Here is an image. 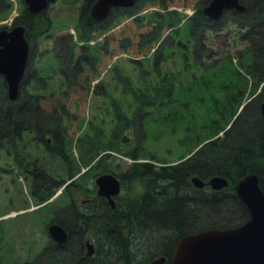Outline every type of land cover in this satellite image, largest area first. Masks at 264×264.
<instances>
[{
	"label": "rangeland",
	"instance_id": "374dc122",
	"mask_svg": "<svg viewBox=\"0 0 264 264\" xmlns=\"http://www.w3.org/2000/svg\"><path fill=\"white\" fill-rule=\"evenodd\" d=\"M205 1L137 0L132 7L118 9L117 16L97 22V29L80 30L77 24L83 0L49 4L33 54L30 47L28 65L38 74L51 76L45 82L48 97L51 91L53 98L66 102L68 113L62 130L73 145L68 162L51 155L41 137L25 131L22 145L32 173L19 168L12 155L0 149L1 264H41L43 255L50 251L74 255L81 262L87 247L81 253L79 248L86 238L63 250L56 247L47 225L73 203L95 195L98 172L92 168L98 161L103 164L101 171L112 170L119 177L135 162L176 163L210 136H225V130L235 127L256 100L261 101L257 113L264 123V81L253 76L259 70L251 50L253 42L241 38L243 29L228 19L231 10L218 20L211 19L212 28L204 29L202 40L198 39L202 26L195 28L196 36L189 29L191 16L203 12ZM8 2V8L0 5V20H6V14L13 11L14 0ZM15 2L20 14L26 3ZM173 10L182 14H172ZM16 16L10 23H0V29L12 28ZM90 29L88 41L79 38L81 32L89 34ZM183 42L186 45L179 47ZM40 88L37 93H41ZM28 89L34 92L38 88L31 81ZM250 120L246 113L241 123L247 126ZM79 138L96 142L97 154L89 163L80 156L76 146ZM110 144L116 149H109ZM136 148L137 159L132 156ZM72 169L77 172L71 179L68 175ZM41 170L57 180L66 178V183L73 180L75 185L67 192L61 186L51 198L39 202L33 195L40 185L34 173ZM131 189L139 193L143 186L128 183L123 187L124 192ZM59 198H63L60 203ZM87 206L82 204L80 209ZM233 216L238 213H231ZM95 248L97 252L96 243Z\"/></svg>",
	"mask_w": 264,
	"mask_h": 264
},
{
	"label": "trees",
	"instance_id": "16d2710c",
	"mask_svg": "<svg viewBox=\"0 0 264 264\" xmlns=\"http://www.w3.org/2000/svg\"><path fill=\"white\" fill-rule=\"evenodd\" d=\"M94 1L83 0L77 24L79 30L91 26L97 29V21L90 15ZM241 1L246 5V10H233L228 19L243 29L241 38L253 42L251 50H254V64L259 66L253 76L259 81H264V0ZM0 5H5L4 8L10 7L8 0H0ZM118 9H113L110 15L117 16ZM226 12L229 13V10ZM45 13L46 10L37 15L32 14L26 5L23 12L13 21L12 26H26L32 54L35 38L42 32L40 23ZM171 13L182 14L176 10ZM191 19L190 31L196 36L195 28L202 26L203 32L199 34L198 39H204V29L212 28V20L204 16L203 12L195 13ZM196 21L199 23L196 24ZM79 38L88 41L91 38V29L89 34L81 32ZM185 45L183 42L179 47ZM197 45L199 47V44ZM163 52H159L158 59ZM70 54L68 53L69 57ZM184 57L187 58V55L184 54ZM80 58L85 60L86 56L82 55ZM32 69L29 64L16 100L9 98L7 82L0 74V149L11 154L16 165L29 173H32V170L28 171L29 162L27 160L25 163V146L22 145L25 131L34 132L41 137L51 155L68 162L73 145V140L62 130L63 118L68 113L66 102L53 98L54 93L51 91L48 97L45 82L51 79V76L47 78ZM31 81H34L35 87L38 88L34 92L28 89ZM40 87L42 91L37 93ZM45 102L46 106H51L46 107ZM260 102L256 100L246 108L245 112L251 117L247 126L245 122L241 123L246 117L245 113L235 127L225 130V136H210L192 155L178 163L159 165L149 161L135 162L121 175V181L124 188L128 183L142 184L143 191L141 194L134 189L125 191V202L117 204L113 210L109 204L106 208L101 204L102 207L97 208L95 212L92 210L75 213L73 206L62 210L60 216L54 219L66 227L70 239L67 244L56 247L65 250L71 243L78 245L80 239L82 241L90 236L98 246V257L88 258L90 264H149L155 257L172 256L179 238L185 233L210 227L226 228L245 222L249 211L237 196L233 185L243 175L254 172L260 176L264 188V123L262 124V119L257 113ZM76 146L85 163H89L97 154L95 140L79 138ZM108 147L116 149L115 145L110 144ZM134 151L133 158H139V149ZM102 166L101 161H98L92 169L101 170ZM73 170L68 175L71 179L77 172ZM34 174L40 185L35 188L33 195L39 202L51 198L64 184L63 192L69 191L70 187L75 185L73 180L66 183L64 177L57 180L45 170ZM115 174L117 175L116 172ZM193 175H199L205 180L213 175H222L228 178L229 186L222 190L209 187L199 189L191 182ZM61 201L63 198L57 200L58 203ZM234 212L238 213L236 218L231 217ZM99 257H103L102 260L95 259ZM43 258L41 264H54L59 260L61 264L87 263L84 259H81L80 263L77 262L74 255L68 257L62 253L54 254L52 251L46 252ZM166 264L171 263L167 261Z\"/></svg>",
	"mask_w": 264,
	"mask_h": 264
},
{
	"label": "water",
	"instance_id": "95a60500",
	"mask_svg": "<svg viewBox=\"0 0 264 264\" xmlns=\"http://www.w3.org/2000/svg\"><path fill=\"white\" fill-rule=\"evenodd\" d=\"M55 0H24L32 14H40ZM137 0H96L91 7V17L96 21L106 19L113 8L131 7ZM242 12L246 5L241 0H211L203 9L206 17L218 20L227 10ZM26 26L18 24L12 28L0 29V74L8 85V96L16 100L26 73L30 58V43ZM264 116V101L261 104ZM264 145V142H263ZM197 187L206 183L199 176H193ZM209 185L216 190L228 186V179L214 175ZM98 194L106 195L114 206L112 195L121 190V181L113 173L106 172L96 178ZM240 199L247 205L250 218L235 228H208L182 236L172 257L173 264H264V189L257 173H248L235 184ZM52 239L60 244L68 241L66 228L53 222L48 227ZM88 243L87 254L92 255L94 244ZM165 256L155 259L152 264H163Z\"/></svg>",
	"mask_w": 264,
	"mask_h": 264
},
{
	"label": "flooded vegetation",
	"instance_id": "af4514ba",
	"mask_svg": "<svg viewBox=\"0 0 264 264\" xmlns=\"http://www.w3.org/2000/svg\"><path fill=\"white\" fill-rule=\"evenodd\" d=\"M96 1V0H95ZM94 1V2H95ZM211 0H208L207 1V3L206 4H208L209 2H210ZM93 5V4H92ZM92 5H91V7H92ZM132 7V6H131ZM118 8H121V7H117V8H113V9H118ZM112 9V10H113ZM203 9H204V7H203ZM112 10H111V12H112ZM228 11V10H227ZM231 11H233V9L231 10ZM234 11H236V10H234ZM90 12H91V8H90ZM204 13V12H203ZM226 13V12H225ZM224 13V14H225ZM208 19H210V18H208ZM213 20V19H212ZM264 142V141H263ZM196 151V150H195ZM195 151H193L190 155H192ZM190 155H185L183 158H181L179 161H181V160H183V159H186V158H188ZM179 161H177L176 163H178ZM145 162H147V161H145ZM149 162H151V161H149ZM170 164H175V163H170ZM95 170H97V176L98 175H100V174H103V173H106V172H110L108 169L107 170H100V169H95ZM110 173H113V172H110ZM251 173H254V172H251ZM114 174V173H113ZM248 174V173H247ZM246 175V174H245ZM97 176L95 177V181H96V178H97ZM193 176H196V175H193ZM192 176V177H193ZM197 176H199V175H197ZM214 176V175H213ZM244 176V175H243ZM242 176V177H243ZM119 179H120V181H121V178L119 177V176H117ZM192 177H191V182H192ZM200 177V176H199ZM212 177V176H211ZM210 177V178H211ZM260 177V176H259ZM202 178V177H201ZM209 178V179H210ZM227 178V177H226ZM241 178V177H240ZM239 178V179H240ZM204 181H205V185L203 186V187H201V188H205V187H209V188H211V189H213L210 185H209V183H208V181H209V179H207V180H205L204 178H202ZM228 179V178H227ZM238 179V180H239ZM237 180V181H238ZM237 181H236V183H237ZM260 181H261V178H260ZM235 183V184H236ZM192 184H193V186H195L194 185V183L192 182ZM235 184L233 185V188H234V190H235V192H236V194H237V191H236V189H235ZM261 185H262V183H261ZM228 186H229V180H228ZM228 186H226V187H228ZM123 187H124V185L122 184V181H121V190H120V192L117 194V195H112V198L115 200V204H114V206H112V204H111V202H110V200H109V197L108 196H106V195H100V194H98V186H97V184H96V182H95V188H94V191H95V195H93L92 197H90V198H85V199H83L81 202H78V204H72L73 205V209H74V212L75 213H77V212H79V213H85V212H89V211H92V210H94V212L96 211V209L97 208H100V207H104V208H106L107 207V204H109V207L111 208V210H113V208H115L116 206H117V204H120V203H123L122 201H123V199H122V197L124 196V191H123ZM196 188H199V189H201L200 187H197V186H195ZM226 187H224V188H226ZM262 188H263V186H262ZM223 189V188H222ZM222 189H220V190H222ZM264 189V188H263ZM213 190H216V189H213ZM142 191L143 190H141L140 192H139V194H141L142 193ZM237 196L239 197V195L237 194ZM239 199H240V197H239ZM125 198H124V202H125ZM241 200V199H240ZM242 201V200H241ZM243 202V201H242ZM244 203V202H243ZM82 204L83 205H88L87 207H86V209L85 210H81L80 209V207H82ZM101 204H103L102 206H101ZM245 204V203H244ZM246 205V204H245ZM246 207H247V205H246ZM248 208V207H247ZM248 211H249V209H248ZM250 218V211H249V216H248V218L246 219V221L248 220ZM245 221V222H246ZM53 222H57V223H59L58 221H56L54 218H52L51 219V221L48 223V225H47V228L49 227V225L51 224V223H53ZM245 222H243V223H241V224H239V225H234V226H231V227H226V228H217V227H210V228H217V229H227V228H235V227H238V226H240V225H242V224H244ZM59 224H61V223H59ZM62 225V224H61ZM64 226V225H63ZM65 227V226H64ZM66 228V227H65ZM206 229H208V228H206ZM67 230V229H66ZM202 230H205V229H202ZM202 230H199V231H202ZM68 231V230H67ZM199 231H196V232H199ZM196 232H189V233H185V234H183L182 236H184V235H186V234H190V233H196ZM48 234H49V236L51 237V235H50V233H49V231H48ZM68 235H69V237H68V241H69V239H70V233L68 232ZM181 236V237H182ZM180 237V238H181ZM180 238H179V240H180ZM53 240V239H52ZM179 240H178V242H177V244H176V247H175V250H176V248H177V246H178V243H179ZM68 241H67V243H68ZM88 241H90L91 243H93L94 244V252H93V254L92 255H88L87 254V250H88V248H87V250H86V252H85V254L84 255H82L81 256V259H84L85 261L87 260V263H89V260H88V258H93V257H96V254L98 253V252H95V250H96V248H95V241H94V238H92V237H90V236H88V237H86V239H85V245H81V247L79 248V253H81V251H83V249H84V247H88ZM55 242V241H54ZM67 243H65V244H67ZM55 244L56 245H59V246H61V245H65V244H60V243H57V242H55ZM56 248V247H55ZM54 248V249H55ZM175 250H174V252H175ZM174 252H173V254H172V256H166V255H162V256H165L166 257V261L163 263V264H166L167 263V261H170V263L171 264H173V262H172V257H173V255H174ZM159 257H161V256H158V257H155V258H153L151 261H150V263L149 264H152V262L155 260V259H157V258H159ZM0 264H1V260H0ZM90 264V263H89Z\"/></svg>",
	"mask_w": 264,
	"mask_h": 264
},
{
	"label": "clouds",
	"instance_id": "9594fccd",
	"mask_svg": "<svg viewBox=\"0 0 264 264\" xmlns=\"http://www.w3.org/2000/svg\"><path fill=\"white\" fill-rule=\"evenodd\" d=\"M18 9H19V5L14 0L12 13L6 14V17H7L6 20H0V23H10L12 18H13V16L19 14Z\"/></svg>",
	"mask_w": 264,
	"mask_h": 264
},
{
	"label": "bare ground",
	"instance_id": "6f19581e",
	"mask_svg": "<svg viewBox=\"0 0 264 264\" xmlns=\"http://www.w3.org/2000/svg\"><path fill=\"white\" fill-rule=\"evenodd\" d=\"M30 42V41H29ZM31 44V43H30ZM146 102V101H145ZM150 104V103H149ZM263 116V115H262Z\"/></svg>",
	"mask_w": 264,
	"mask_h": 264
}]
</instances>
